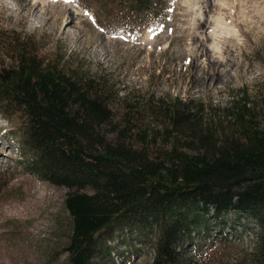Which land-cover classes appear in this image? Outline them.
<instances>
[{"label":"rangeland","instance_id":"obj_1","mask_svg":"<svg viewBox=\"0 0 264 264\" xmlns=\"http://www.w3.org/2000/svg\"><path fill=\"white\" fill-rule=\"evenodd\" d=\"M90 3L0 0V64L13 65L7 39L21 36L48 62L90 76L105 90L114 127L148 153L171 148L176 137L184 149L200 147L190 135L231 137L236 104L264 126V0H169L150 24L135 17L104 21ZM69 14L74 21L67 26ZM20 123L0 116V264H69V191L32 173ZM112 127L103 132L115 141ZM210 223L205 239L187 248L188 264H248L257 222L231 212ZM118 250L123 254L109 264L153 262L151 247Z\"/></svg>","mask_w":264,"mask_h":264},{"label":"trees","instance_id":"obj_2","mask_svg":"<svg viewBox=\"0 0 264 264\" xmlns=\"http://www.w3.org/2000/svg\"><path fill=\"white\" fill-rule=\"evenodd\" d=\"M168 1L91 0L89 6L104 21L135 17L150 24ZM7 40L12 55H3L13 65L0 64V116L21 120L32 173L69 191V264H109L123 254L121 245L133 250L136 243L152 248L151 264H188L187 248L205 239L212 219L231 212L257 222L248 264H264V126L245 107L234 106L231 137L190 135L200 147L187 149L176 137L171 148L148 153L114 127L105 90L90 76L48 62L21 36ZM173 113L177 126L178 109ZM110 125L119 133L115 141L103 132Z\"/></svg>","mask_w":264,"mask_h":264},{"label":"bare ground","instance_id":"obj_3","mask_svg":"<svg viewBox=\"0 0 264 264\" xmlns=\"http://www.w3.org/2000/svg\"><path fill=\"white\" fill-rule=\"evenodd\" d=\"M68 14V13H67ZM74 21V17L69 14L68 18H67V26ZM205 22H203L204 24ZM67 27H65V31H67V34H68V30H66ZM153 34V32H150V35ZM69 35V34H68ZM217 65V63H215V65L213 67H215Z\"/></svg>","mask_w":264,"mask_h":264}]
</instances>
